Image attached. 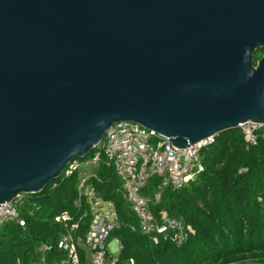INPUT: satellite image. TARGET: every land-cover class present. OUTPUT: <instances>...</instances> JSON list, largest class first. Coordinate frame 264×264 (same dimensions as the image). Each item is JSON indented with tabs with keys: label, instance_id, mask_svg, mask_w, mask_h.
I'll return each mask as SVG.
<instances>
[{
	"label": "water",
	"instance_id": "water-1",
	"mask_svg": "<svg viewBox=\"0 0 264 264\" xmlns=\"http://www.w3.org/2000/svg\"><path fill=\"white\" fill-rule=\"evenodd\" d=\"M259 48L264 0H0V208L119 122L179 148L264 126Z\"/></svg>",
	"mask_w": 264,
	"mask_h": 264
},
{
	"label": "trees",
	"instance_id": "trees-1",
	"mask_svg": "<svg viewBox=\"0 0 264 264\" xmlns=\"http://www.w3.org/2000/svg\"><path fill=\"white\" fill-rule=\"evenodd\" d=\"M263 52L256 51L255 63ZM255 132L256 143L249 147L242 128L216 135L200 152L204 170L182 188H164L161 200L152 205L155 217L166 213L193 226L194 233L182 244L162 236L154 243L132 229L138 218L124 198L122 180L102 157L96 176L82 190L80 169L25 197L18 207L25 225L14 220L0 227V264H31L42 256L50 262L63 259L58 244L67 228L56 217L68 212L79 223L75 233L82 240L96 205L89 199L91 190L118 217L110 237L124 246L118 264H264V126ZM95 151L80 160H89ZM161 183L160 177H152L143 194L154 196ZM43 245L52 248L40 252Z\"/></svg>",
	"mask_w": 264,
	"mask_h": 264
},
{
	"label": "built area",
	"instance_id": "built-area-1",
	"mask_svg": "<svg viewBox=\"0 0 264 264\" xmlns=\"http://www.w3.org/2000/svg\"><path fill=\"white\" fill-rule=\"evenodd\" d=\"M259 126L255 123L241 125L248 147L256 143L255 131ZM215 137H209L190 147L179 148L170 146V139L153 129L142 127L134 122H119L107 130L103 141L96 147L95 153L89 160H74L66 167L62 177L70 176L75 171L90 165L98 166L101 158L105 157L107 164L113 167L122 180L124 198L138 218V225L133 226L132 229L147 235L154 243H158L160 237H164L163 233L168 231V239L182 244L190 234L194 233L193 226L171 218L166 213H162L160 218L155 217L152 205L161 200L164 188H182L204 170L200 152L211 145ZM92 176H96L95 171L87 173L82 178L80 190ZM154 176L162 180L160 190L154 196L147 197L143 194V190ZM88 194L90 200L95 199L94 191L91 190ZM26 196L20 194L14 201L1 204L0 227L14 220L25 225L24 220L20 218L18 207ZM95 203L99 204L97 200ZM110 209H112L111 215L104 212L103 208L94 209L89 229L82 240L78 239L75 233L79 223L72 222L68 212L57 216L56 220L67 228L58 244L65 252V257L59 261L50 262L42 256L41 260L31 264H118L119 255L124 246L118 240V248L114 252L109 249L111 233L119 224L111 205ZM51 248V246L43 245L40 252L44 253ZM80 249L84 251L83 254Z\"/></svg>",
	"mask_w": 264,
	"mask_h": 264
},
{
	"label": "rangeland",
	"instance_id": "rangeland-1",
	"mask_svg": "<svg viewBox=\"0 0 264 264\" xmlns=\"http://www.w3.org/2000/svg\"><path fill=\"white\" fill-rule=\"evenodd\" d=\"M96 167H97V165H90L88 167L82 168L81 171H80L81 172V175L82 176L83 175L85 176L87 173H91V172L95 171L96 170ZM91 201L95 202L96 200L93 199ZM98 203H99L98 205L96 203H92L93 206L96 204L94 206V208H103V211L104 212H106L109 215H111L112 209H110V205H108L107 203L102 202L100 200H98ZM117 248H118V239L111 238L110 241H109V249L112 252H114Z\"/></svg>",
	"mask_w": 264,
	"mask_h": 264
}]
</instances>
